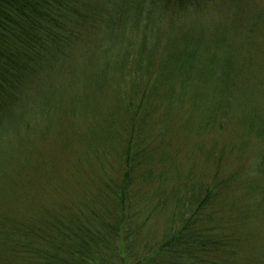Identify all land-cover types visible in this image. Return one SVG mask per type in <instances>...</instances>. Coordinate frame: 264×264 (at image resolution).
<instances>
[{
  "label": "trees",
  "instance_id": "obj_1",
  "mask_svg": "<svg viewBox=\"0 0 264 264\" xmlns=\"http://www.w3.org/2000/svg\"><path fill=\"white\" fill-rule=\"evenodd\" d=\"M146 2L150 8L142 12ZM201 3L202 0H134L127 12L136 11L131 22L138 21V24L140 15L141 18L147 15L141 47L148 45L151 50L141 48L132 63L125 58L120 63L121 70L114 75L101 67L98 79H93L95 84L91 86L90 80L80 91L82 94L74 87L66 88V93H52L45 88L43 95L47 99H37L35 94L43 85L41 82L51 81L59 61L65 60L71 46L95 24L91 12H87L91 5L86 0H0V134L4 133L5 140L14 135V154L19 166L30 173L31 149L26 142L34 115L27 116V106L40 110L45 105L48 112L50 96L62 97V101L52 97L58 103L53 108H66V115L58 121L68 123V134L61 137L64 139L57 151L48 150L40 161L36 160L40 165L34 188L40 185L48 196L58 200L56 195L68 192L60 176L65 168L72 178L80 176L75 182L83 190L54 202L51 208L42 206L23 214L19 220H12L3 209L14 194L19 198L16 203H28L29 208L34 203H45L34 202L37 195L25 173L10 178L16 167L12 158H6L3 169L9 184L18 186V181L27 179L26 185L30 187L0 190V198H4L0 199V204L4 203L0 210V264H264V246L241 249L245 216L236 223L231 213L220 226L203 222L204 217L200 215L214 204L210 191L203 185L194 190L185 183L184 187L190 189L181 195L178 190L168 193L161 187L156 189L154 195L159 200L155 210H165L167 225L159 236L150 238L145 232L152 213H145L143 209V203L148 201L142 191L144 185L153 180L158 164L174 168L177 161L178 146L169 140L168 134L181 133L184 137L187 132L189 136L196 133L195 114L187 105L202 112L199 126L210 128L214 125L210 124L206 112L216 107L215 117L218 114L223 123L232 107L226 90V83L231 79L228 74L217 76L218 66L211 61L213 57L197 59V55L201 57L198 37L192 34L191 38L184 37L183 46L171 45L175 43L171 40L163 58L159 60L155 56L159 44L154 37L158 30L151 24V18L157 21L165 11L170 13L168 17L173 22L181 9L193 4L203 10ZM113 13L106 28L116 37L118 28L126 26L128 14L120 7ZM100 24L96 23L93 30L98 26L100 29ZM245 24L252 35H261L263 57L264 12L256 14L255 19L248 17ZM254 50L248 48L242 56L246 74L242 86L258 91L264 85V63L256 61ZM72 67L66 69L68 75ZM216 83L220 90L218 101L210 100V104L201 101L202 91L206 92ZM103 85L112 86L113 99L116 98L114 105L106 109L100 106L98 97L91 98L93 103L88 99L90 92L101 91L95 86ZM30 92L34 95L32 102ZM65 94L75 96L68 100ZM182 110L191 112L188 123H182L183 129L177 126L176 114ZM243 119L253 129L254 117L248 114ZM256 134L264 142V127H258ZM63 155L68 159L64 161ZM258 157L256 165L259 172H264V144ZM117 158L123 164L119 173L113 171L118 165ZM94 169L102 171V175L96 178ZM23 191H27L25 197ZM252 192L258 194V199L249 211L264 220V185L254 187ZM207 214L208 218L213 217L210 211Z\"/></svg>",
  "mask_w": 264,
  "mask_h": 264
},
{
  "label": "rangeland",
  "instance_id": "obj_2",
  "mask_svg": "<svg viewBox=\"0 0 264 264\" xmlns=\"http://www.w3.org/2000/svg\"><path fill=\"white\" fill-rule=\"evenodd\" d=\"M86 1L91 5L88 7L87 12H91L90 16L95 24L99 25L101 23V28L99 29L98 26L96 30H93L95 24L92 25L90 29L85 31V35L76 44H73V47L71 46V49L64 56L65 60H60L56 65V71L51 76V81L49 82L48 79L45 82L44 80L41 82L43 85L38 88L35 94L37 99H41L42 97L43 99H47V95H43L46 89H49L52 93L58 91L66 93V88L72 89L74 87L78 91V94H82L80 91L84 89V86L89 84L90 80L92 81L91 86L95 84L94 80L98 79V73L102 71L101 67H105L111 75H114L118 70H121L120 63H123L125 58L129 60V63H132L137 58L141 48L147 49V51L151 50L148 48V45L141 47L144 41L142 40V36H144L143 31L147 22V15H143V18L140 15L141 21L138 24V21L131 22V20L134 21L132 17L136 11L131 9V14L127 12L134 0ZM202 1L201 7H203V10L196 4H193L186 9H181L182 12L177 13L178 18H173V22L170 21L171 17H168L170 13L165 11L161 13L157 20L158 22L153 17L151 18V24L158 30L154 37L155 41L159 44L155 56L159 60L162 59L165 55L166 47L170 45L169 41L171 40L175 41L171 45L183 46L182 39L184 37L191 38L190 34L198 37L196 40L201 43L198 48L201 57L197 55V59L199 61L205 60L203 58L207 55L209 58L213 57L211 61L218 66L216 70L217 76L228 74L229 79H231V81L226 83V90L227 94L231 96L230 105L232 107L230 112H228L227 119L223 123L218 114L215 117L216 107L206 112L205 115L210 117V124L214 125L213 128H210L199 126V116L202 112L193 109L191 105H187L195 114V119L193 120L196 121L194 127L196 133L189 136L187 132L184 137L181 133L176 136H174L173 132L168 134L169 140L173 141L176 147L178 146L177 161L172 166L174 168H169V166L163 167L158 164L154 170L153 180L144 185L142 191H144V197L147 196L148 201L145 198L146 201L143 203L145 205L143 209L145 213H152L145 232L149 234L150 238L154 235L159 236L162 230L164 232V225H167L165 210H155V205L159 200V196L154 195L156 189L158 191V188L161 187L164 192L168 191V193L178 190L181 195L189 190V187L196 190L199 185H203L210 191L211 199L214 202V204L207 206L209 210L200 215L204 217L203 222L210 226L213 224L220 226L226 220V217L229 218V214L231 213L236 223H238V220L240 222L241 216H245L247 223L245 222L242 228L244 244L241 249L248 246H264V220H261L257 214L252 215L251 211H249L251 205L256 206L258 199V194H253L252 192L253 188L264 185V172H259L258 164L256 165L260 149L264 144L263 140L256 134L258 127H264V85L258 91L242 86V78L246 77L242 68V65H244L242 63V56L248 48L255 49V59L259 64L264 63V53L262 57L260 48L261 35H252L249 30L247 31V24H245V19L247 20L248 17L255 19L256 14L264 12V0ZM116 7L123 8L128 14L129 20L127 19L126 26L118 28V35L114 37V34L107 30L106 25L110 22L113 10ZM143 8L142 12L150 8L147 2ZM113 14L115 15L116 12ZM92 45L94 47L90 48ZM70 65L73 67L68 75L66 69ZM109 65L110 67H108ZM262 73L264 74V68L262 69ZM50 74L51 72L46 74V77L50 76ZM69 76H71L70 81L68 79ZM42 79H45V76H42ZM218 86L219 84L216 83L211 88H207L206 92L202 91L199 99L205 101L207 104L211 103L210 100L218 101L217 99L220 97ZM95 88L97 91H101L90 92L92 95H89L88 99L93 103L91 98L98 97L99 100H97L101 102V107L104 109L108 106L112 107L116 99L115 97L113 99L114 89L112 86L107 87L103 85L100 87L95 86ZM28 96H31L29 101L32 102L33 93L31 95L30 92ZM74 96L65 94L64 97L70 100ZM212 96H216V99H211ZM52 97L55 100L62 101V97ZM52 97L50 96V110L48 112H45L47 107L41 105V103H38L42 106L40 110L36 107L27 106V116L32 117L34 115L32 127L27 130L28 141L26 142L27 148L31 149L30 173L28 169L23 170L19 166V160L14 154V144L16 143L15 140L14 142L12 141L14 135L5 140L4 133L0 134V190H15L18 186L28 188L30 185L34 188L38 182L36 172L40 165V162L37 163L36 160L40 161L46 151H57L62 145L64 138L61 137L67 136L69 125L66 122L58 120H62L67 111L62 106L58 109L55 106L53 108V105H57L58 103ZM45 113L47 114L43 117ZM246 113L254 117L253 129L244 124L243 117L245 118L248 115ZM176 114H178L177 126H181L183 129L182 123H188L187 118H190L191 112L189 110H182L176 112ZM75 128L80 129V126L76 125ZM6 158H12L14 166L17 169H12L13 175L10 178L20 177L21 173H25L32 184L27 187V179L25 182L18 181V186L16 184L14 186L9 184V181L5 179V171L3 169V163ZM62 159L64 161L67 160L68 156L63 155ZM117 159L119 163L116 161L118 164L116 165L114 161L116 168L113 171L119 173L123 164H121V159ZM62 169L63 172L60 176L62 177V181L66 183L68 192L56 195L58 200L48 196L44 187L37 185L34 188L37 195L34 202L45 204L34 203L29 208L27 206L28 203H25V205L16 203L19 198L17 196L16 199L14 194L11 198L12 201L6 203L7 205L4 207L3 213L7 211L12 220H15L14 218L19 220L23 214L30 213L33 209L37 211L42 206L51 208L54 202L68 199L78 192L83 193L81 187L75 182L80 176L76 175L75 178H72L65 171V168ZM94 171L96 178L102 175V171L96 169ZM27 172L28 174H26ZM162 172L167 173V177L165 173L163 175L164 178L162 179L164 181L160 178ZM91 174L94 176V173ZM185 183L189 187H184L183 184ZM13 190H11L9 195H11ZM23 193L25 197L27 191H23ZM3 204H0V210ZM209 211L213 214L212 218H208L207 213Z\"/></svg>",
  "mask_w": 264,
  "mask_h": 264
}]
</instances>
